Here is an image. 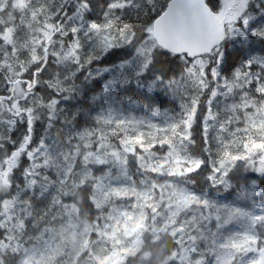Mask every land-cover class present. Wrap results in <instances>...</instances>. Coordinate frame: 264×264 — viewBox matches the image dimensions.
Masks as SVG:
<instances>
[{
  "label": "snow or ice",
  "instance_id": "obj_1",
  "mask_svg": "<svg viewBox=\"0 0 264 264\" xmlns=\"http://www.w3.org/2000/svg\"><path fill=\"white\" fill-rule=\"evenodd\" d=\"M161 232L264 264V0H0V264H151Z\"/></svg>",
  "mask_w": 264,
  "mask_h": 264
},
{
  "label": "trees",
  "instance_id": "obj_2",
  "mask_svg": "<svg viewBox=\"0 0 264 264\" xmlns=\"http://www.w3.org/2000/svg\"><path fill=\"white\" fill-rule=\"evenodd\" d=\"M107 2L108 0H96V14L99 17L103 16ZM150 95H153L155 99L151 101H145L149 109L163 110L165 107L169 106L170 102L168 101L167 97H165L164 95L162 94H150ZM133 98L139 99L140 97L136 96L135 92L133 91ZM145 115H148V113H145ZM159 236H160L159 242L148 245V247L151 248L153 253L151 264H165L166 262L165 257L168 254L166 249H170L171 247H173V245L171 244L170 237L165 236L164 233H160ZM162 252L163 254H161ZM137 264H139V262H137Z\"/></svg>",
  "mask_w": 264,
  "mask_h": 264
},
{
  "label": "rangeland",
  "instance_id": "obj_3",
  "mask_svg": "<svg viewBox=\"0 0 264 264\" xmlns=\"http://www.w3.org/2000/svg\"><path fill=\"white\" fill-rule=\"evenodd\" d=\"M161 233H163V232H161ZM171 264V262L170 261H168V260H166V262H165V264Z\"/></svg>",
  "mask_w": 264,
  "mask_h": 264
}]
</instances>
